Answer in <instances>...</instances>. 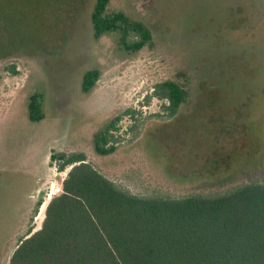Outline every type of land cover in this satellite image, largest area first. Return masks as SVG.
<instances>
[{
  "label": "rangeland",
  "instance_id": "rangeland-1",
  "mask_svg": "<svg viewBox=\"0 0 264 264\" xmlns=\"http://www.w3.org/2000/svg\"><path fill=\"white\" fill-rule=\"evenodd\" d=\"M95 1L0 0V264L18 236L41 228L47 204L61 192L69 168L58 172V162L48 167L52 153L82 151L136 195L153 189L135 179V169L155 188L158 183L187 189L248 178L264 168V53L246 62L230 59L221 68L223 88H218L215 79H202L201 65L192 68L184 37L155 39L139 52L124 50L116 33L94 38ZM199 4L198 19L206 21L212 3ZM179 5L186 6L172 0H109L106 12L123 11L144 21L153 17L150 27L163 35L177 26ZM13 65L16 74L9 71ZM90 69L99 77L85 93L82 74ZM172 70L202 80L186 76L188 102L167 120L162 102L146 99L151 78H167ZM35 93L41 95L44 118L32 123L28 103ZM129 109L133 116L121 115ZM112 123L117 144L121 141L111 156H98L93 136ZM33 200H42L35 213V207L29 212Z\"/></svg>",
  "mask_w": 264,
  "mask_h": 264
},
{
  "label": "trees",
  "instance_id": "trees-1",
  "mask_svg": "<svg viewBox=\"0 0 264 264\" xmlns=\"http://www.w3.org/2000/svg\"><path fill=\"white\" fill-rule=\"evenodd\" d=\"M172 1L186 6L177 9V26L161 35L154 31L157 26L150 27L156 23L153 17L144 21L123 11L107 13L109 0H96L90 13L93 37L116 33L128 52L152 47L155 39L184 37L187 42L180 44L190 48L183 54L192 57V68L201 65L202 79H215L218 88H223L221 68L230 59L246 62L264 53V0ZM206 2L212 3L213 12L200 21L196 8ZM9 69L16 74L14 65ZM172 71L167 78H151L152 94L146 99L160 100L167 120L188 102L185 78L196 75ZM98 77L95 69L84 71L81 90L89 92ZM41 103L40 94L30 96V122L44 118ZM132 113L129 109L121 115ZM114 129L112 123L94 134L96 155L116 151L121 140L117 144ZM49 158L58 162V172L69 168L61 192L47 204L41 228L16 238L4 264H264V168L248 178L238 175L210 185H184L187 189L158 183L155 188L135 169V179L153 189L136 195L106 176L82 151H60ZM41 204L39 200L34 205V213Z\"/></svg>",
  "mask_w": 264,
  "mask_h": 264
},
{
  "label": "flooded vegetation",
  "instance_id": "flooded-vegetation-1",
  "mask_svg": "<svg viewBox=\"0 0 264 264\" xmlns=\"http://www.w3.org/2000/svg\"><path fill=\"white\" fill-rule=\"evenodd\" d=\"M51 164V161H50V158H49V160H47V166L49 167V165ZM46 182H44L42 185H44ZM42 185H41V189H40V187H38L37 189H36V192H37V194L39 195L42 191ZM34 198V197H33ZM38 198V197H37ZM36 201V200H35ZM35 201L33 200V201H31V206H30V211L29 212H32V209H34V205H35ZM33 206V207H32ZM34 211V210H33Z\"/></svg>",
  "mask_w": 264,
  "mask_h": 264
},
{
  "label": "built area",
  "instance_id": "built-area-1",
  "mask_svg": "<svg viewBox=\"0 0 264 264\" xmlns=\"http://www.w3.org/2000/svg\"><path fill=\"white\" fill-rule=\"evenodd\" d=\"M58 191H61V190H58ZM50 198V196H48Z\"/></svg>",
  "mask_w": 264,
  "mask_h": 264
},
{
  "label": "water",
  "instance_id": "water-1",
  "mask_svg": "<svg viewBox=\"0 0 264 264\" xmlns=\"http://www.w3.org/2000/svg\"><path fill=\"white\" fill-rule=\"evenodd\" d=\"M51 155V154H50ZM50 155H49V157H50Z\"/></svg>",
  "mask_w": 264,
  "mask_h": 264
}]
</instances>
